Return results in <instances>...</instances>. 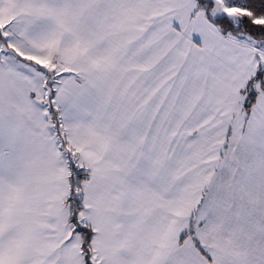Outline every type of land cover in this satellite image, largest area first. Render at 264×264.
<instances>
[{"label":"snow or ice","instance_id":"1","mask_svg":"<svg viewBox=\"0 0 264 264\" xmlns=\"http://www.w3.org/2000/svg\"><path fill=\"white\" fill-rule=\"evenodd\" d=\"M0 264H264V0H0Z\"/></svg>","mask_w":264,"mask_h":264}]
</instances>
